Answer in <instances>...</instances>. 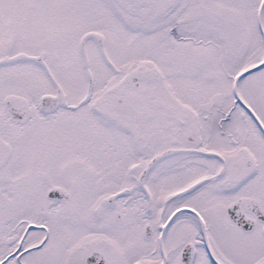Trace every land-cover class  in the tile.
<instances>
[{
    "label": "snow or ice",
    "instance_id": "obj_1",
    "mask_svg": "<svg viewBox=\"0 0 264 264\" xmlns=\"http://www.w3.org/2000/svg\"><path fill=\"white\" fill-rule=\"evenodd\" d=\"M0 264H264V0H0Z\"/></svg>",
    "mask_w": 264,
    "mask_h": 264
}]
</instances>
